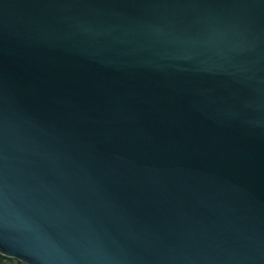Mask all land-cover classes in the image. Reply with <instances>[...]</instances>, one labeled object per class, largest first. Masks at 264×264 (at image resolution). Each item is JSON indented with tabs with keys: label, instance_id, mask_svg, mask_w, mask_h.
<instances>
[{
	"label": "water",
	"instance_id": "1",
	"mask_svg": "<svg viewBox=\"0 0 264 264\" xmlns=\"http://www.w3.org/2000/svg\"><path fill=\"white\" fill-rule=\"evenodd\" d=\"M0 251L264 264V0H0Z\"/></svg>",
	"mask_w": 264,
	"mask_h": 264
},
{
	"label": "trees",
	"instance_id": "2",
	"mask_svg": "<svg viewBox=\"0 0 264 264\" xmlns=\"http://www.w3.org/2000/svg\"><path fill=\"white\" fill-rule=\"evenodd\" d=\"M0 264H27V263L17 258L8 257L0 251Z\"/></svg>",
	"mask_w": 264,
	"mask_h": 264
}]
</instances>
